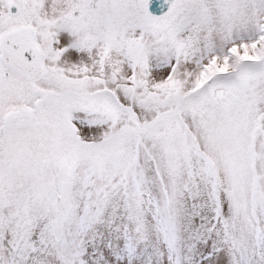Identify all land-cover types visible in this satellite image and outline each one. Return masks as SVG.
I'll return each instance as SVG.
<instances>
[{
    "label": "snow or ice",
    "instance_id": "1",
    "mask_svg": "<svg viewBox=\"0 0 264 264\" xmlns=\"http://www.w3.org/2000/svg\"><path fill=\"white\" fill-rule=\"evenodd\" d=\"M0 264H264V0H0Z\"/></svg>",
    "mask_w": 264,
    "mask_h": 264
}]
</instances>
